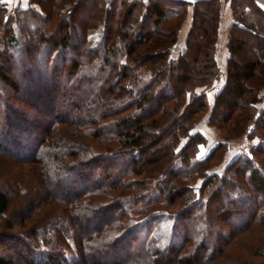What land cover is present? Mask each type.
<instances>
[{
	"label": "trees",
	"instance_id": "1",
	"mask_svg": "<svg viewBox=\"0 0 264 264\" xmlns=\"http://www.w3.org/2000/svg\"><path fill=\"white\" fill-rule=\"evenodd\" d=\"M229 1L227 74L211 105L222 0H0V160L12 171L0 174V219L16 194L30 221L0 243L22 251L19 263L219 264L231 250L237 264H264L241 253L261 252L264 161L239 153L212 170L244 133L264 155V8ZM95 27L102 48L89 44ZM204 117L220 140L200 157ZM154 187L161 200L133 215L124 201Z\"/></svg>",
	"mask_w": 264,
	"mask_h": 264
},
{
	"label": "rangeland",
	"instance_id": "2",
	"mask_svg": "<svg viewBox=\"0 0 264 264\" xmlns=\"http://www.w3.org/2000/svg\"><path fill=\"white\" fill-rule=\"evenodd\" d=\"M112 0H106L107 4L110 3ZM130 1H135V0H130ZM223 1V0H222ZM84 2L80 5V7L82 8H86L87 4L84 5ZM190 12H193V6L192 5H189L188 6V9H187V12L185 13V16L184 18L181 20V27L183 24H187L188 21V15ZM59 15L57 17V20L56 22L54 23H51L50 24V27L53 28V26L57 25V23L59 22ZM152 19L153 17L152 16H149V18L146 19V23L148 25H151L152 23ZM177 21V19H172L171 21H167L165 23V26H168L170 27V25H174V23ZM186 22V23H185ZM185 28V27H184ZM75 30V29H74ZM75 33H76V37L73 38V40H76L78 42H80V38H79V31L78 30H75ZM102 34V28L101 27H95V28H92L90 31H89V44H97L98 46L101 45L100 44V36ZM183 34V33H182ZM181 34V35H182ZM81 43V42H80ZM254 43H250V45H252ZM100 48H102V46H99ZM99 48V49H100ZM174 50V49H173ZM173 54L174 55H177V47H176V51L174 52L173 51ZM263 91L261 92L262 94V100L264 98V88L262 89ZM261 100V101H262ZM261 101L260 103L257 104V108H258V111H262L263 108L262 106L260 105L261 104ZM251 117V115H250ZM250 123H252V119L249 118L248 120ZM200 125L198 126V130H202L203 132H205L209 138L211 139H216L217 137H220V131L213 127V126H209L207 127L205 123H203V121H200L199 122ZM253 129V125L251 124L249 126V130H252ZM246 133L242 134L241 136L238 137L237 141L240 142V145H234L232 146V148L230 149L228 155H227V158L224 160V162H222L221 164L219 165H216V166H213L214 168H212V170L214 171H219V173H222L226 164H228L236 155H238L239 153H243L245 155H250L253 157V159H256L258 163H263L264 161V155L263 154H253L250 152V148L252 146H255L256 144H258V140L257 139H252V140H247L246 139ZM207 152V147L205 148V146L201 147V150L199 152V156L200 157H203ZM179 160H176L175 163L171 166V170H173L174 168H177L179 166ZM7 164H5V167L3 165V162L0 160V174H7V172L11 173L12 171L11 170H8L6 168ZM7 170H6V169ZM5 169V170H4ZM211 170V171H212ZM210 171V172H211ZM202 183V177H199L197 179V181L191 183L193 184V186H195L197 189H199V186L201 185ZM15 198H13V203L11 204V207L9 209V211L0 219V242L2 243H7L6 242V237L7 236H13L12 234H15L14 232H18L19 235L17 236H22L21 234V230H28V225L30 221L26 222V225H21L22 224V212L23 211V208H21L20 206V197H17V195L15 194L14 196ZM157 201V200H161V197L157 191V187H154L153 189H151L150 191L146 192L144 195L142 196H133V197H128L124 202L126 204V207L131 211V213L137 217L140 216V213L144 210V208L151 202V201ZM20 212V213H19ZM25 213V212H24ZM23 213V214H24ZM12 226V227H11ZM160 234L162 235V238L163 239H168V237L170 236L171 234V229H170V224L168 223V221L164 220L161 222V229H160ZM253 238V245L254 246H258V248L261 250L260 252V255H254L252 254V250L251 252H248L247 250H243L241 253L243 255H245V258L247 259H251L255 262H264V232H261L260 235L258 237H252ZM32 238H28V240H31ZM8 247L4 246L3 248L1 247V243H0V253L2 252V254H6L10 257H12L14 260H18V263L16 264H22V263H19L20 259H21V255L23 256V254L21 253L22 251H18L16 249H12V246L13 245H9L7 244ZM252 245V246H253ZM231 254L228 256L226 255L224 258L222 257L220 259V263L219 264H237V262L234 260V253L235 252H232L231 250L229 251ZM67 255L70 257L72 255H75L74 252H66ZM219 262V261H218Z\"/></svg>",
	"mask_w": 264,
	"mask_h": 264
},
{
	"label": "crops",
	"instance_id": "3",
	"mask_svg": "<svg viewBox=\"0 0 264 264\" xmlns=\"http://www.w3.org/2000/svg\"><path fill=\"white\" fill-rule=\"evenodd\" d=\"M2 1L10 9L17 8V7L25 8V7L29 6V0H11V2H8V0H2ZM257 1L264 8V0H257ZM192 15H193V12H190L188 15V19H187L188 23L183 24L180 31H179L178 43L173 48L174 49L173 51L175 52L176 47H177V55L182 50H184V48L186 46L185 39H186L187 32L190 29L191 24H192ZM233 21H234V19H233L230 1L229 0H223L222 5H221V20H220L219 34H218L217 43H216V53H215L216 59L218 61L219 67H220V74L215 79L214 84L208 90V96H209V100H210L211 105H212V101L214 99L215 94L223 87V85L225 83L226 74H227L226 73L227 59L229 57V49H228V45H227L228 30H229V27ZM177 55H174V56H177ZM200 89H202V88H199V90ZM260 105L262 106V108L264 107V98L261 101ZM201 121H203V123H205L206 126L209 127V125L207 124V117H204ZM199 125H200V123L198 124V126ZM198 126H197V130H198ZM202 130H199V131L202 132L203 134H205V136L208 139L206 145H204L205 148L207 147V152H206V154H207L209 152V150L213 147V145H215V143L220 140V137H217L216 139H211L208 137V135L205 132H203L204 130L203 131ZM234 145H240V142L237 140L232 142L230 149ZM230 149H229V151H230ZM229 151L227 152V155H228ZM227 155L225 156V159L227 158Z\"/></svg>",
	"mask_w": 264,
	"mask_h": 264
},
{
	"label": "water",
	"instance_id": "4",
	"mask_svg": "<svg viewBox=\"0 0 264 264\" xmlns=\"http://www.w3.org/2000/svg\"><path fill=\"white\" fill-rule=\"evenodd\" d=\"M182 1H187V2H196V1H199V0H182Z\"/></svg>",
	"mask_w": 264,
	"mask_h": 264
},
{
	"label": "snow or ice",
	"instance_id": "5",
	"mask_svg": "<svg viewBox=\"0 0 264 264\" xmlns=\"http://www.w3.org/2000/svg\"><path fill=\"white\" fill-rule=\"evenodd\" d=\"M8 2H11V0H8Z\"/></svg>",
	"mask_w": 264,
	"mask_h": 264
}]
</instances>
